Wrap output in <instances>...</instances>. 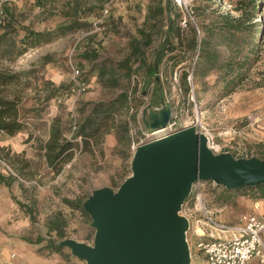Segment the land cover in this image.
Wrapping results in <instances>:
<instances>
[{
  "label": "rangeland",
  "instance_id": "rangeland-1",
  "mask_svg": "<svg viewBox=\"0 0 264 264\" xmlns=\"http://www.w3.org/2000/svg\"><path fill=\"white\" fill-rule=\"evenodd\" d=\"M107 1L15 0L4 5L0 13V71L25 72L15 82L0 85V91L19 98L20 117L27 127L13 136L0 133V146L9 148L8 156L5 155L6 150H0V174L3 177V182H0V264H85L66 247L59 253L47 248L48 242L56 239L54 233L49 235L47 231L48 222L56 217L64 218L67 223L64 239L73 238L92 244V240L81 239L83 219L76 208L64 202V198L78 202L94 189L104 186L116 189L131 174L133 153L130 146L132 139L137 135L138 138L139 134L130 130L127 143L118 141L111 131L93 145L92 153L76 149L73 158L62 166L58 174L52 173L47 166L41 149L56 117L69 139L75 134L71 135V108L79 124L94 102L107 100L121 90L89 73L91 64L81 55L85 43L91 42L97 47L100 59L121 62L130 52V38H140L139 30L143 27L148 29L151 23L144 22L148 5L157 3V0H120L113 4L110 14L101 19V9ZM171 3L197 27L201 37H209L202 31V26L215 25L223 20L225 13L239 14L235 0H171ZM77 6L80 10L77 22L85 23L83 27L16 56L19 40L28 31H47L72 20L68 16ZM254 21L259 33L253 44H246L243 38L239 43H226L224 39L217 41L218 37L214 38L218 43L216 49L227 59L247 58L251 64L242 71L241 82L230 93L219 96L215 82L218 71H210L200 81L194 80L192 74L198 51L184 62L185 70L191 73L192 90L187 99L180 95L178 85L181 66L168 73L165 80L164 104L171 108L172 118L184 124L197 116L222 151L236 158H264V3ZM163 28L166 27L163 25ZM160 37H155L151 48L146 49V60L151 59L152 49ZM209 38L213 40V37ZM72 65L82 70L89 89L74 100L67 96L49 95L51 84L56 87L70 82ZM143 71L139 70L129 79H121L129 87L135 84L138 90L151 91L153 84L147 86ZM149 101L150 94H147L146 104ZM144 108L137 111V120L143 121ZM146 110L148 113L158 109L146 107ZM124 118H127L125 111L115 116V121ZM244 194L259 198V190H249ZM205 198L210 204L211 196L206 192ZM240 205L231 198L225 205L211 206L217 209L218 217L231 222L249 213L245 210L235 217L227 209ZM188 240L189 264H205L195 249V237L188 234ZM248 263L255 264L256 259Z\"/></svg>",
  "mask_w": 264,
  "mask_h": 264
},
{
  "label": "trees",
  "instance_id": "trees-1",
  "mask_svg": "<svg viewBox=\"0 0 264 264\" xmlns=\"http://www.w3.org/2000/svg\"><path fill=\"white\" fill-rule=\"evenodd\" d=\"M235 3L238 5L236 9L239 11L237 16L225 13L223 20L215 25L202 26V31L206 32L209 37H213V40L206 36L201 37L197 27L182 16L175 5L171 3V0H157V3L147 7L144 22L147 24V21H151L148 29L143 27L139 30L140 38H130V52L121 62L116 63L105 58L100 59L97 47L92 46L91 42H86L81 55L84 60L91 64L89 73L95 74L100 81L111 87H118L121 90L107 100L94 102L79 123L75 134L69 139L65 136V130L60 125L59 118H55L50 127L48 139L41 146L46 164L52 173L58 174L62 166L73 158L76 149L92 153L94 151L93 145L100 141V137L111 131L115 133L118 141L127 143L130 125L135 124L137 120V111L144 107H161L166 102L165 80H167V74L177 66L182 67L178 77L180 95L184 100L187 99L191 87L187 81L188 71L185 70L184 62L190 59L196 51H198V58L192 74L194 80L200 81L210 71H218L215 82L219 96L230 93L241 82L242 71L251 64L249 60H246L247 58L227 59L220 50L216 49L218 43L215 42L214 38L218 37L217 41L220 38L221 40L224 39L226 43L236 41L239 43L241 38L246 44L255 43L259 33L257 22L254 21L255 15L263 5L264 0H235ZM79 6L69 14L68 17L72 20L47 31H28L19 40L16 56L23 55L29 49L42 43H48L57 36L68 34L83 27L85 23L77 22L80 13ZM172 13L173 16H171ZM163 25L166 27L165 29ZM158 36L161 37L152 49L151 59L146 60V49L151 48L155 37ZM135 63L138 64L135 66ZM142 69L147 78V86L153 84L151 91L138 90L135 84L129 87L127 82L123 83L121 79H129ZM24 73V71H0V85L13 83ZM51 86L49 95L62 97L67 94L69 82L56 87H53V84ZM147 94H150V101L146 104L145 96ZM124 111L127 118L115 121V116ZM26 128L25 120L20 117L19 98L7 96L0 91V133L13 136ZM0 150H6V152L4 151L5 155H9V148L6 146H0ZM0 182H3L1 174ZM205 182L204 190L211 196L210 204L212 206L225 205L233 195L246 193L247 190H259L258 199H264V184L256 187L243 186L228 189L222 185H213L209 180ZM85 199L75 202L64 198V202L76 208L83 219L84 232L80 236L81 239L92 240L94 229L89 226L91 219L82 207ZM66 224L64 218L60 217L48 222L47 231L49 235L54 233L56 236L55 240L52 239L51 242H48L47 248L49 250L57 253L62 252L63 247L59 246L58 243L66 237Z\"/></svg>",
  "mask_w": 264,
  "mask_h": 264
},
{
  "label": "water",
  "instance_id": "water-1",
  "mask_svg": "<svg viewBox=\"0 0 264 264\" xmlns=\"http://www.w3.org/2000/svg\"><path fill=\"white\" fill-rule=\"evenodd\" d=\"M142 110L150 130L133 153L131 174L113 189H94L82 207L94 229L92 244L58 243L85 264H189L188 220L179 214L191 184L213 181L225 188L264 184V158L213 153L194 126L168 128L172 110Z\"/></svg>",
  "mask_w": 264,
  "mask_h": 264
},
{
  "label": "built area",
  "instance_id": "built-area-1",
  "mask_svg": "<svg viewBox=\"0 0 264 264\" xmlns=\"http://www.w3.org/2000/svg\"><path fill=\"white\" fill-rule=\"evenodd\" d=\"M15 0H0V13L3 6ZM120 0H109L101 9L100 18L103 19L110 14L111 7ZM181 2L178 1V4ZM187 14L191 17L186 8ZM195 61V60H194ZM187 81L191 83V73H188ZM88 81L83 77L82 70L72 65V76L69 82L67 94L64 96L75 99L89 89ZM192 88L190 89V91ZM160 107H156L159 109ZM72 112L71 135L78 128L77 118ZM194 126L195 130L206 136V145L213 153L225 152L215 141L211 133L203 125L200 118L190 119L184 124L171 119L168 128L177 126ZM134 128V129H133ZM133 129V130H132ZM129 130L139 137L132 139L131 152L134 153L140 141L151 134H159L162 130H150L145 127L143 121L136 120L135 126ZM70 135V136H71ZM3 165H8L1 161ZM211 184L216 183L211 181ZM206 182L196 179L190 188L186 200L179 211L188 220L186 240L189 245L188 234L195 237L194 246L205 264H248L253 258L255 264H264V213L254 212L242 214L236 222H229L218 217L217 209L212 207L205 198Z\"/></svg>",
  "mask_w": 264,
  "mask_h": 264
},
{
  "label": "crops",
  "instance_id": "crops-1",
  "mask_svg": "<svg viewBox=\"0 0 264 264\" xmlns=\"http://www.w3.org/2000/svg\"><path fill=\"white\" fill-rule=\"evenodd\" d=\"M255 190H251V192H254ZM232 198H235L237 202L242 204L236 208L230 207V206L229 208H227V209H230V212H232L235 217L245 210L249 211V213H252V212L256 214L264 213V199H253L250 197V194H244V193L233 195ZM236 221L237 220L232 219L231 222H236Z\"/></svg>",
  "mask_w": 264,
  "mask_h": 264
}]
</instances>
